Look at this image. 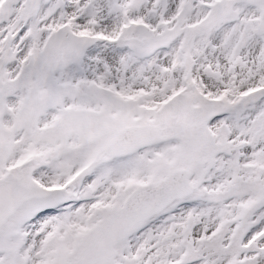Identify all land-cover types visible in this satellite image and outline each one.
Segmentation results:
<instances>
[{
    "label": "snow or ice",
    "instance_id": "1",
    "mask_svg": "<svg viewBox=\"0 0 264 264\" xmlns=\"http://www.w3.org/2000/svg\"><path fill=\"white\" fill-rule=\"evenodd\" d=\"M0 264H264V0H0Z\"/></svg>",
    "mask_w": 264,
    "mask_h": 264
}]
</instances>
